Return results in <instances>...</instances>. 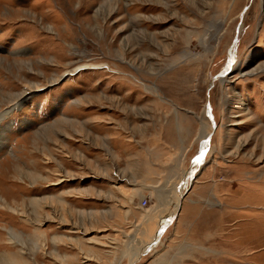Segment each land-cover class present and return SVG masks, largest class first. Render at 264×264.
<instances>
[{
    "label": "rangeland",
    "instance_id": "374dc122",
    "mask_svg": "<svg viewBox=\"0 0 264 264\" xmlns=\"http://www.w3.org/2000/svg\"><path fill=\"white\" fill-rule=\"evenodd\" d=\"M12 259L264 264V0H0Z\"/></svg>",
    "mask_w": 264,
    "mask_h": 264
},
{
    "label": "crops",
    "instance_id": "0c3cea01",
    "mask_svg": "<svg viewBox=\"0 0 264 264\" xmlns=\"http://www.w3.org/2000/svg\"><path fill=\"white\" fill-rule=\"evenodd\" d=\"M178 192H179V194L182 193L180 190H178ZM163 195H164V198L169 197V198H167L168 200H170V201L173 200L176 203V205L174 207L172 206V209L169 212L170 217L167 218V219L173 220V217L176 213L175 211H177L179 209L178 206H179L180 202H177V200H175L174 198L172 199V197L169 196V193L167 191H165V189L162 190V197H163ZM180 197H182V195H180ZM170 220H169V222H170ZM157 240H158V236H155V235H151L149 240H146V239H142L141 241L138 240L139 242H136V243H140L138 249L137 250L134 248L132 249L134 251V253L136 254L135 258L137 259L139 257V253L145 252L147 250L148 244L151 245V243H155ZM133 241H134V239H133ZM136 243H135V245H136ZM136 259L134 260V262L136 261ZM131 264H133V263H131Z\"/></svg>",
    "mask_w": 264,
    "mask_h": 264
},
{
    "label": "bare ground",
    "instance_id": "6f19581e",
    "mask_svg": "<svg viewBox=\"0 0 264 264\" xmlns=\"http://www.w3.org/2000/svg\"><path fill=\"white\" fill-rule=\"evenodd\" d=\"M232 62V61H231ZM225 76V75H224ZM19 104V102H15V104H13V105H11V108H9L8 109V111H10V110H12L14 107H16L17 105ZM208 111V110H207ZM209 113V112H208ZM210 114L212 115V112H210ZM203 136L205 137V139H206V137H207V134H206V131H205V129H204V131H203ZM205 150V149H204ZM163 198H164V196H163ZM173 198V197H172ZM34 199V198H33ZM36 199V198H35ZM38 200H41L40 198L38 199ZM180 200V198H178V200H177V202ZM37 207H38V205H37ZM41 209V208H40ZM170 212V211H169ZM37 213V212H36ZM22 216H24L26 219H28V220H32L28 215H27V212H26V210H23V215ZM23 217V218H24ZM36 218V217H35ZM37 219V218H36ZM35 219V220H36ZM42 219L43 218H38L37 220H36V222L34 221V224L33 225H35L34 227H35V230H39L40 231V228H41V224H42ZM169 220L170 219H166V222L165 223H169ZM28 222V221H27ZM166 224V225H167ZM161 225V224H160ZM165 229V228H164ZM162 232H163V230L160 232V234H162ZM157 236H159L158 234H157ZM134 241H135V239H134ZM139 245H140V243H136V247L134 248V249H138V247H139ZM5 257H6V255H5ZM7 259V258H6ZM6 259H5V261H6ZM12 262H15V263H13V264H18V263H16V261H15V259H12Z\"/></svg>",
    "mask_w": 264,
    "mask_h": 264
},
{
    "label": "water",
    "instance_id": "95a60500",
    "mask_svg": "<svg viewBox=\"0 0 264 264\" xmlns=\"http://www.w3.org/2000/svg\"><path fill=\"white\" fill-rule=\"evenodd\" d=\"M230 50H231V48H230ZM229 57H230V59L232 58V55H231V52H230V55H229ZM216 75H220V76H222V75H224V72H222V73H218V74H216ZM216 75L214 76V78L216 77ZM214 78L212 79V82H211V85L214 83ZM211 87V86H210ZM208 107H207V110H208V116L214 121V118L212 117V115L210 114V112H211V109H210V104H209V102H208V105H207ZM214 123V122H213ZM215 125V124H214ZM207 139H208V137L206 138V141H207ZM206 141H203V143H202V145H201V149H202V153H203V155H201V157L199 158V159H201L204 155H205V150H204V147H205V144H206ZM198 159V160H199ZM166 221H164V222H162L161 223V225L159 226V228H158V230L156 231V233L158 234V235H160V232L162 231V230H164V228L167 226L166 224L167 223H165Z\"/></svg>",
    "mask_w": 264,
    "mask_h": 264
},
{
    "label": "snow or ice",
    "instance_id": "6c2138e0",
    "mask_svg": "<svg viewBox=\"0 0 264 264\" xmlns=\"http://www.w3.org/2000/svg\"><path fill=\"white\" fill-rule=\"evenodd\" d=\"M202 155H203V153H202Z\"/></svg>",
    "mask_w": 264,
    "mask_h": 264
}]
</instances>
